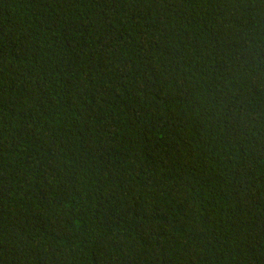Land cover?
<instances>
[{
    "label": "trees",
    "instance_id": "trees-1",
    "mask_svg": "<svg viewBox=\"0 0 264 264\" xmlns=\"http://www.w3.org/2000/svg\"><path fill=\"white\" fill-rule=\"evenodd\" d=\"M0 264H264V0H0Z\"/></svg>",
    "mask_w": 264,
    "mask_h": 264
}]
</instances>
